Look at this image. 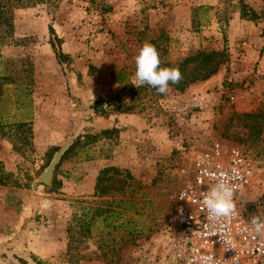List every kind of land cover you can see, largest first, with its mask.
<instances>
[{"label": "rangeland", "instance_id": "obj_1", "mask_svg": "<svg viewBox=\"0 0 264 264\" xmlns=\"http://www.w3.org/2000/svg\"><path fill=\"white\" fill-rule=\"evenodd\" d=\"M241 3L264 9V0H0L10 23L0 19V163L26 183L0 186V264H172L168 214L179 185L178 147L225 142L249 157L255 175L237 207L250 221L264 220V137L248 138L232 116L264 104V70L239 67L251 60L249 46L264 55V20L241 19ZM48 26L68 62L57 63ZM145 41L161 63L222 49L228 59L181 93L170 86L159 94L133 85ZM16 121L29 123V144L12 136ZM112 127V138L92 139ZM71 137L77 142L55 173L59 188L49 190L53 174L39 185L46 150ZM104 167L126 169L137 185L133 200L149 203L124 212L111 203L119 196H94ZM81 206L120 213L109 214L106 226L93 215L89 238L68 246L66 226ZM129 218L137 233L130 234Z\"/></svg>", "mask_w": 264, "mask_h": 264}, {"label": "built area", "instance_id": "obj_2", "mask_svg": "<svg viewBox=\"0 0 264 264\" xmlns=\"http://www.w3.org/2000/svg\"><path fill=\"white\" fill-rule=\"evenodd\" d=\"M175 165L179 185L171 195L168 214L170 262L200 264V256L211 255L212 264H264V237L251 231V224L237 209L238 197L253 181L254 162L231 144L213 142L202 149L178 147ZM220 172L233 176L232 183L237 185L236 215L225 221L222 230H214L201 201L219 179ZM180 208L183 215L178 211Z\"/></svg>", "mask_w": 264, "mask_h": 264}, {"label": "trees", "instance_id": "obj_3", "mask_svg": "<svg viewBox=\"0 0 264 264\" xmlns=\"http://www.w3.org/2000/svg\"><path fill=\"white\" fill-rule=\"evenodd\" d=\"M40 1V0H39ZM37 2V1H35ZM239 17L246 21H257V20H264V9L257 13L253 9H251L248 5L241 3L240 5V13ZM0 19L4 21L6 24L4 26H9L8 16L4 17L0 13ZM48 33L51 36V39L48 40V44L54 57L57 60L59 65L68 62L69 57L64 54L58 48L59 39L56 38L54 32L50 26H48ZM228 59L227 54L222 49L221 51H195L194 53L190 54L189 56L185 57L182 60L176 62H164L161 63V67H178L181 74L182 79L178 84L170 86L180 93L191 83L197 81H204L208 79L211 75H213L217 69ZM148 89L152 92L157 91L156 89L148 86ZM102 99L97 98L93 101L92 106L93 109H96L101 106ZM260 108L255 113H242L237 114L233 111V117L241 120L242 126L247 131V137L252 138L254 140L264 137V104L259 106ZM13 134L12 136L16 139L17 142H21L24 145L29 144L31 139V129L28 122L24 121H16L13 122ZM117 133V128H108L102 129L99 131L98 134L92 136V139L95 140L96 138L102 139H110ZM10 135V137H12ZM79 138V136H78ZM77 138V139H78ZM77 142L74 141L71 143L67 149L63 152L57 166L54 169L53 177L51 179L50 188L49 190H56L60 186V180H57L55 177V173L58 170L59 163L63 160V157L73 148L74 144ZM58 148L53 147L46 150L44 154V167L43 170L48 166L49 161L51 160L53 154L57 151ZM18 186V187H26V183L19 184L17 178L14 177L12 172H7L4 170L3 166L0 163V186ZM43 185V184H39ZM137 185L132 180L126 169H122L119 167H104L101 169L95 176L94 184H93V195L96 197H118V200L112 201L117 207L122 208L124 212H132L133 208L136 204H148L149 202H141L134 201L133 197L137 193ZM238 212L240 215L244 217L247 223L250 224V219L248 216L244 215L241 210L237 207ZM107 211L104 210H96L95 212L89 206H81L79 209L78 215L73 214L71 217V221L69 222L68 226H66L67 232V245L69 243L77 242L83 238H89L90 230L89 227L93 224L95 220L93 215L95 216L96 220L101 218V222L106 226L108 216L110 214L111 217H116L118 213L117 210H112L108 212V216L105 215ZM125 220L127 224L130 225L129 231L130 234L137 233L135 230V221Z\"/></svg>", "mask_w": 264, "mask_h": 264}, {"label": "clouds", "instance_id": "obj_4", "mask_svg": "<svg viewBox=\"0 0 264 264\" xmlns=\"http://www.w3.org/2000/svg\"><path fill=\"white\" fill-rule=\"evenodd\" d=\"M136 71L133 77V85L136 88L148 85L157 90L159 94H166L170 91V84H178L182 79V74L178 67H161L160 53L155 45L145 41L135 56ZM206 175H211L205 171ZM234 179L227 172H220L219 179L211 188L203 194L201 203L208 212V221L215 230H222L225 221L236 215V203L234 200L237 185L232 183ZM183 215V209H178ZM251 231L257 236L264 237V220L259 216H253L251 221ZM247 230V229H246ZM200 264H212L211 255L199 257Z\"/></svg>", "mask_w": 264, "mask_h": 264}, {"label": "water", "instance_id": "obj_5", "mask_svg": "<svg viewBox=\"0 0 264 264\" xmlns=\"http://www.w3.org/2000/svg\"><path fill=\"white\" fill-rule=\"evenodd\" d=\"M72 143V137L63 142V144L57 149V151L53 154L51 160L48 163V166L45 168L44 172H42L39 177L36 179L38 183L43 185H48L51 179V176L54 172L57 163L59 162L63 152L67 149V147Z\"/></svg>", "mask_w": 264, "mask_h": 264}, {"label": "crops", "instance_id": "obj_6", "mask_svg": "<svg viewBox=\"0 0 264 264\" xmlns=\"http://www.w3.org/2000/svg\"><path fill=\"white\" fill-rule=\"evenodd\" d=\"M257 47L253 48L249 46L248 48L245 49V53L250 54L251 60H248L246 57L243 59V62L239 65V67H249L250 64L253 66L257 64V67L261 68L264 70V55H261L260 51L256 49ZM249 56V55H248ZM248 63V64H245ZM257 72H260V70H257ZM264 73V71H262ZM261 101L264 102V97L259 98Z\"/></svg>", "mask_w": 264, "mask_h": 264}]
</instances>
